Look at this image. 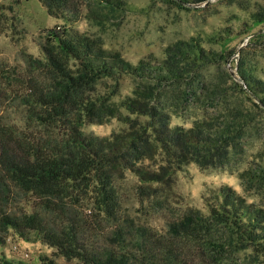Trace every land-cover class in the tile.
<instances>
[{
    "label": "trees",
    "instance_id": "obj_1",
    "mask_svg": "<svg viewBox=\"0 0 264 264\" xmlns=\"http://www.w3.org/2000/svg\"><path fill=\"white\" fill-rule=\"evenodd\" d=\"M36 1L62 26L48 31L44 43H38L41 58L20 53L21 68L0 62V89L6 86L11 104L25 112L24 129L0 126V232L10 230L24 240L32 234L78 264H160L158 251L162 247L172 253V242L167 240L170 246H166L164 238L152 229L118 217L116 185L125 172L154 189L153 185H166L177 170L190 163L216 167L219 154L236 138V126L196 120L189 128L180 127L148 101L154 99L159 86L193 83L205 66L224 60L222 53L203 48L206 43H222L223 37L213 34L179 40L162 51L161 61L149 58L132 65L98 40L69 27L79 20L84 0ZM105 1L111 8L124 4ZM163 1L184 8L210 0ZM250 18L251 24H261L264 11ZM234 69L237 88L264 110V66L239 58ZM122 76L142 83L134 91L137 99L123 100L121 105L130 113L147 117L144 126L109 137L84 134L81 128L85 124H101L107 116L114 117L113 109L100 101L103 99L92 98L88 92L98 82L117 81ZM151 142L158 145L166 164L154 163L156 151ZM77 200L86 201L99 215L114 221L110 233L104 235L81 220L74 211ZM18 201L29 203L30 210H11ZM207 206L214 223L227 225L244 249L252 248L264 258L262 207L247 203L228 185L218 188ZM199 221L188 215L166 227V233L168 229L169 235L181 239L192 234L194 222ZM98 238V243L93 242ZM162 261L175 264L176 258L169 254ZM45 264L54 263L45 260Z\"/></svg>",
    "mask_w": 264,
    "mask_h": 264
},
{
    "label": "rangeland",
    "instance_id": "obj_2",
    "mask_svg": "<svg viewBox=\"0 0 264 264\" xmlns=\"http://www.w3.org/2000/svg\"><path fill=\"white\" fill-rule=\"evenodd\" d=\"M120 1L124 4L111 8L105 0H84L79 20L69 27L98 40L106 50L118 53L132 65L149 58L161 61L162 51L176 41L220 34L223 44L206 43L203 48L222 53L224 60L205 66L193 83L159 86L148 103L165 112L173 125L189 128L193 121L213 120L217 124L230 122L237 130L234 142L216 159V167L200 168L190 163L177 170L166 185H153L154 189L125 172L116 185L118 217H128L132 223L152 229L164 238L166 246H170L167 240L172 242V253L162 247L158 251L160 264L169 254L175 256V264H264V258L252 248L244 249L227 225L209 218L207 206L218 188L228 185L247 203L264 209V110L237 88L234 71L239 58L264 66V22L253 25L250 21L251 14L263 13L264 0H210L184 8L163 0ZM46 13L36 0H0V62L21 68L20 53L42 57L38 43H44L48 31L62 26L60 20ZM229 31L232 36L226 34ZM141 84L126 76L98 82L88 95L103 99L100 101L113 109L114 117L107 116L101 124H85L81 128L84 134L109 137L143 127L147 117L130 113L121 105L123 100L137 99L134 91ZM11 96L6 86L0 91V126L24 129V109L11 104ZM154 146V163L166 164L162 151ZM80 200L74 207L76 215L102 234L110 233L116 223ZM28 207L29 203L18 201L11 210ZM188 215L202 220L194 222L192 234L178 239L169 235L168 229L166 233V227ZM0 236V264H45V260L78 264L61 257L32 234L26 240L10 230L0 232Z\"/></svg>",
    "mask_w": 264,
    "mask_h": 264
}]
</instances>
